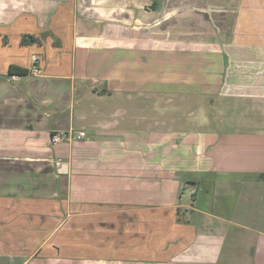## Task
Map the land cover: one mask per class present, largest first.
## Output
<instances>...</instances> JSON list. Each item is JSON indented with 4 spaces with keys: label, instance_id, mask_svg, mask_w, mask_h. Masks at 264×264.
Wrapping results in <instances>:
<instances>
[{
    "label": "crops",
    "instance_id": "1",
    "mask_svg": "<svg viewBox=\"0 0 264 264\" xmlns=\"http://www.w3.org/2000/svg\"><path fill=\"white\" fill-rule=\"evenodd\" d=\"M197 1L0 0V264H264V229L233 221L226 186L209 191L217 213L197 208L187 189L206 174L230 175V190L242 189L238 175L264 174V127L183 134L149 120L142 101L128 105L150 81L163 85L153 72L164 61L153 52L162 26L187 9L196 16ZM219 2L226 12L234 5L237 43L219 47L249 56L236 71L250 65L252 80L264 81V0ZM149 30L158 32L151 41ZM176 40L171 61L190 69L196 42ZM32 57L39 76L29 74ZM189 74L172 77L185 90L174 95L196 88ZM68 129L86 136L50 143Z\"/></svg>",
    "mask_w": 264,
    "mask_h": 264
},
{
    "label": "rangeland",
    "instance_id": "2",
    "mask_svg": "<svg viewBox=\"0 0 264 264\" xmlns=\"http://www.w3.org/2000/svg\"><path fill=\"white\" fill-rule=\"evenodd\" d=\"M185 3L190 4V1ZM206 3L211 6V9L209 5H207L206 10L203 8V4ZM219 4V0L197 1L196 5H202V7L197 8L196 16H194V11L191 8L181 15L173 16L174 20L170 19L164 23L162 26L164 33L160 34L164 43L155 44L157 48L153 50V52L160 51L158 57L162 56V59H164V61H160L163 63L154 66L153 71L161 69L165 78L159 83L162 82L163 85H155L154 82L150 81L149 91L146 95L144 97H134L133 101L129 102L128 105L134 107V105L139 104V101H142L149 106L150 112L148 113H150L152 118L149 120H160V117H162V120L166 121L169 127L173 126L176 131L183 134L198 135V133H205L206 131L216 132V134L217 132H242V136H247L249 135L248 133L262 131L259 126L264 127V104H262L264 103V81L255 82L256 80H252L254 77L252 73H258L259 71L251 70L250 65H248V68L236 71L235 61L237 59L238 62L246 61L244 58L250 60L249 56H242L241 51L236 49L229 50L230 55L226 56L224 54L226 50L219 47L218 44L221 42L230 45L237 44L231 40L234 25V13L231 10L234 5L227 6L228 11H230L226 12V9L220 8ZM202 14H205V17ZM209 17H212L211 25L208 24ZM217 30L219 31L217 32ZM156 33L158 32L149 30L148 39L150 41L153 40L152 37L156 36ZM191 36L196 42V52L193 57L194 64L189 69V65L184 59L172 63L171 60H173L175 54L171 52H175V49L173 50L172 48L175 46L173 42L177 41V38L182 40L187 37L191 38ZM206 40L211 45L208 44L209 49L203 52V44L208 43ZM180 53L184 54L186 52ZM151 69L150 67L148 72H151ZM188 72L194 75L189 74V76L191 75L190 77L195 78L193 82L196 84V88L189 90V93L185 96L174 95L173 91H175L174 88L177 86L181 91L185 90L179 86L181 78H175L173 82L172 77H177L183 73L188 74ZM262 72L264 71L262 70ZM173 74L175 75L173 76ZM238 75H243L245 79L240 80ZM252 82L254 88L251 89ZM173 83L176 84L173 85ZM244 84L249 85V87H245ZM160 93H162L163 98ZM255 95H263V97H253ZM253 98H261V101L258 102L257 99ZM155 113L158 114V117L154 116ZM207 122L209 123L207 124ZM255 122L258 124H255ZM203 123L209 127H204ZM227 176L226 178L211 179L210 175L206 174L200 186L196 187V190L188 184L187 189L197 191L195 198L197 208L203 206L204 208L202 209L209 211V213H217L210 209V206L206 204V200L210 194L211 186H217L215 190V193H217L221 191L220 186L223 185V188L226 186V193L229 194L226 201L230 204L231 209L235 207L232 216L233 221L246 224L244 226L248 228L259 227L264 229V182H248L245 175H238V184L245 182L242 189L239 186L238 189L230 190L229 185L232 177L230 175ZM211 180L212 183L210 182ZM220 215L229 218L231 214L227 212L224 214L221 211ZM261 218L263 220L259 223ZM198 226L201 225L199 224ZM230 230L236 234H241L242 232L234 228H230Z\"/></svg>",
    "mask_w": 264,
    "mask_h": 264
},
{
    "label": "built area",
    "instance_id": "3",
    "mask_svg": "<svg viewBox=\"0 0 264 264\" xmlns=\"http://www.w3.org/2000/svg\"><path fill=\"white\" fill-rule=\"evenodd\" d=\"M29 74L31 76H39L41 74V71L38 67V58L32 57L31 58V66L29 69ZM85 133L82 131L76 132L73 129H68L64 131L55 132L50 137V143L52 145H58L61 143H70V142H76L79 140H82L85 138ZM60 161L55 162V166H59Z\"/></svg>",
    "mask_w": 264,
    "mask_h": 264
},
{
    "label": "trees",
    "instance_id": "4",
    "mask_svg": "<svg viewBox=\"0 0 264 264\" xmlns=\"http://www.w3.org/2000/svg\"><path fill=\"white\" fill-rule=\"evenodd\" d=\"M37 39L32 37V36H23L21 39V43L22 44H29V43H36ZM9 73H11V71H9ZM246 180L247 181H256V182H264V174H254V175H250V176H246Z\"/></svg>",
    "mask_w": 264,
    "mask_h": 264
}]
</instances>
